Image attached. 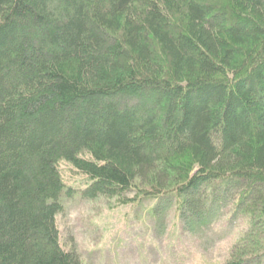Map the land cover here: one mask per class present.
I'll list each match as a JSON object with an SVG mask.
<instances>
[{
    "label": "trees",
    "instance_id": "obj_1",
    "mask_svg": "<svg viewBox=\"0 0 264 264\" xmlns=\"http://www.w3.org/2000/svg\"><path fill=\"white\" fill-rule=\"evenodd\" d=\"M75 199L238 222L221 264H264V0H0V264H83Z\"/></svg>",
    "mask_w": 264,
    "mask_h": 264
},
{
    "label": "rangeland",
    "instance_id": "obj_2",
    "mask_svg": "<svg viewBox=\"0 0 264 264\" xmlns=\"http://www.w3.org/2000/svg\"><path fill=\"white\" fill-rule=\"evenodd\" d=\"M58 168L66 186L84 188V176L72 172L64 162ZM64 205L63 214L57 217L61 244L65 248L73 246L83 264H168L164 263L165 255L172 245H177L181 254V260L172 264H221L239 230V223L231 221L226 226H214L201 239L182 237L180 225L171 230V208L162 232L157 233L146 205L134 212L116 206L114 200L83 203L75 199Z\"/></svg>",
    "mask_w": 264,
    "mask_h": 264
}]
</instances>
